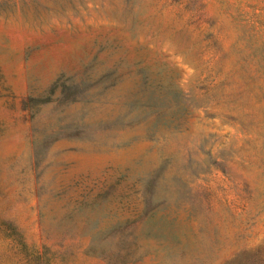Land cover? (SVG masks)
Wrapping results in <instances>:
<instances>
[{
    "label": "rangeland",
    "instance_id": "1",
    "mask_svg": "<svg viewBox=\"0 0 264 264\" xmlns=\"http://www.w3.org/2000/svg\"><path fill=\"white\" fill-rule=\"evenodd\" d=\"M254 5L0 0V264H264Z\"/></svg>",
    "mask_w": 264,
    "mask_h": 264
},
{
    "label": "trees",
    "instance_id": "2",
    "mask_svg": "<svg viewBox=\"0 0 264 264\" xmlns=\"http://www.w3.org/2000/svg\"><path fill=\"white\" fill-rule=\"evenodd\" d=\"M248 20L251 21V29H258L259 27H264V6H255L252 7V10L249 14ZM228 81V76L225 75L224 82Z\"/></svg>",
    "mask_w": 264,
    "mask_h": 264
}]
</instances>
